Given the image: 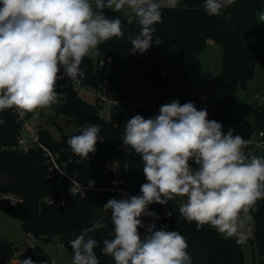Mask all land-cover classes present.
Returning a JSON list of instances; mask_svg holds the SVG:
<instances>
[{
	"label": "clouds",
	"instance_id": "obj_1",
	"mask_svg": "<svg viewBox=\"0 0 264 264\" xmlns=\"http://www.w3.org/2000/svg\"><path fill=\"white\" fill-rule=\"evenodd\" d=\"M235 0H204L209 17L219 16ZM181 0H0V112L15 109L20 116L58 103V82L83 78V59L100 55L99 46L125 35L119 17L108 18L104 9H127V24H139V34L128 39L131 54H144L152 46L154 25L162 22L164 8L175 9ZM186 9L187 4L183 5ZM230 18V17H227ZM264 20V16L261 17ZM158 44V43H157ZM4 121L0 120V124ZM208 119L206 109L192 102L173 100L151 118L135 115L125 125L122 143L143 162L146 182L140 195L124 193L103 206L111 210L113 237L103 241L101 252L114 264H192L186 238L166 227L157 229L160 217L149 210L156 203L167 207L176 197L186 198L180 215L205 225L225 238L243 244L258 200L264 199V157L246 155V141L227 133ZM101 126L88 124L67 140L81 160L96 152L102 142ZM190 162L198 167L194 168ZM115 183V182H114ZM95 181L88 180L92 188ZM172 216V210L166 211ZM142 217L151 218L146 224ZM104 228L95 222L70 241L71 264H99L94 251L98 241L89 233ZM145 234L141 236L139 229ZM20 264H36L31 257Z\"/></svg>",
	"mask_w": 264,
	"mask_h": 264
},
{
	"label": "trees",
	"instance_id": "obj_2",
	"mask_svg": "<svg viewBox=\"0 0 264 264\" xmlns=\"http://www.w3.org/2000/svg\"><path fill=\"white\" fill-rule=\"evenodd\" d=\"M203 3L204 0H181L180 6L175 9L164 8L162 22L154 25L152 46L144 54H131L132 45L128 39L129 33L133 37L139 34L138 22L134 20L129 25L127 16L122 12L105 8L106 17H119L124 22L125 35L101 44L96 60L90 55L86 56L81 64L86 75L80 79L92 88L99 89L102 85L106 95L119 102L114 104L113 109L119 108L122 102H142L135 115L151 118L156 107L177 99L184 104L190 98L189 89L194 96L187 68L200 64V52L209 39H215L223 48L219 75L221 98L213 108L205 107L208 119L223 126L233 124L236 133V124L242 121V136L250 137L255 130L264 127V100L251 115H237L234 108L235 91L240 83L246 84L252 78L257 60L264 58V26L256 16L258 11H264V0H235L219 16L212 17L206 14ZM185 4L188 5L186 9L183 7ZM156 41L181 51L176 65H169V72L165 71L166 58H158ZM109 56L112 57L111 62L107 61ZM102 59H106V62L100 65ZM107 66H110V71L105 74ZM57 92L63 99L62 102L58 100V110L73 117L79 126L74 133L63 134L59 139L54 138L48 128L42 127L41 138L48 148L59 153L58 162H65L68 174L81 182L93 180L101 185L118 182L140 195V187L146 182L142 159L117 142L123 135V112L106 118L99 113L97 99L89 102L75 89L65 85L57 86ZM228 94H233L231 99L227 97ZM0 120L4 121L0 124V190L13 191L24 198L22 202L4 208L21 218L24 229L35 237L50 238L58 233L59 242L68 251L72 250L70 241L75 239V235L97 221L102 222L104 228L89 235L98 241L94 251L99 264H114L113 258L103 255L101 249L103 241L113 237L111 210H105L103 206L109 199H120L116 197V192L102 189L87 191L84 195L71 193V178L49 168L41 147L28 152L14 147L19 123L12 110L0 112ZM88 124L101 126L103 141L97 142L96 152L90 154L89 159L81 160L72 153L67 140L80 134ZM109 159L115 160L118 166L116 171L106 174L104 166ZM52 195L54 199L50 202L47 198ZM183 200V197H176L167 207L153 203L149 205V210L159 213L163 220L168 221V231H178L186 238L192 264H246L242 244L237 243L235 238H225L208 225L198 231L195 222H188L180 215L179 207ZM171 210L172 216L169 217L166 211ZM252 216L255 231L251 240L262 258L264 199L257 201ZM139 231L141 236L145 234L143 228ZM16 250L14 241L0 236V259L4 257L6 264H9ZM28 257L36 264H51L50 256L39 244L27 247L25 258Z\"/></svg>",
	"mask_w": 264,
	"mask_h": 264
},
{
	"label": "rangeland",
	"instance_id": "obj_3",
	"mask_svg": "<svg viewBox=\"0 0 264 264\" xmlns=\"http://www.w3.org/2000/svg\"><path fill=\"white\" fill-rule=\"evenodd\" d=\"M125 16L128 15L127 9L120 11ZM257 19L262 26H264V20L261 19L264 16V11H258ZM158 43V44H157ZM158 58H168L170 53L165 51L166 44L160 41L155 42ZM94 60H96V54H89ZM200 64L198 66H190L187 68V75L190 79L191 86L194 89V97L199 100V104L192 102L189 98L186 102H192L197 110L205 109V107L213 108L217 101L220 100L221 95L219 92L220 78L219 75L222 71L223 61V48L222 44L215 40L209 39L206 46L199 54ZM166 72L170 71L169 65L165 68ZM64 80L58 82L57 86H62L65 83ZM207 95V100H202V95ZM264 94V58L258 59L252 78L248 79L246 84L240 83L235 91L234 108L237 115L245 114L251 115L256 111L257 107L262 104L261 96ZM258 95V101L255 103L254 98ZM82 97L89 101L94 102L96 96L93 93L83 92ZM59 101L63 99L59 96ZM108 109V106L105 107ZM129 109V105L121 104L115 114H119L121 111L124 113L122 117L123 129L125 128L126 112ZM42 125L44 128H48L54 138L59 139L63 134H72L79 128L77 122L73 117L60 112L57 108V103L47 108H42ZM238 135H242L243 124L242 121L237 122ZM235 135V134H233ZM243 138V137H242ZM247 143L244 147L247 155H255L258 157H264V147L259 144H252L249 139L243 138ZM194 168L198 167L194 162H191ZM118 198V194H116ZM183 204V202H182ZM151 218L143 217V221L147 224ZM250 234L245 243L242 244V248L245 255L246 264H264V252L262 258L256 252V245L251 240L255 231V220L252 216V220L248 225ZM0 236L14 241L19 244L17 248V256L9 261V264H20L22 259H25V253L27 247L30 245H41L51 258V264H71L73 257V250L68 251L64 248L63 244L59 242V234L54 233L50 238L35 237L33 234L27 233L23 227V221L21 218L14 216L7 211L6 208L0 207Z\"/></svg>",
	"mask_w": 264,
	"mask_h": 264
},
{
	"label": "built area",
	"instance_id": "obj_4",
	"mask_svg": "<svg viewBox=\"0 0 264 264\" xmlns=\"http://www.w3.org/2000/svg\"><path fill=\"white\" fill-rule=\"evenodd\" d=\"M93 3H94V0H93ZM171 49H172L171 46L166 45L165 51L170 53ZM107 61L111 62L112 57L109 56L107 58ZM105 62H106V59H102L99 61V64L102 65ZM109 71H110V66H107L104 73L107 74ZM65 86L75 89L79 93V95H81V96H82L83 92L93 93L96 96V99L98 100L99 113L102 116H104L106 118H110L113 114H115L114 112H115V110H117V108L113 109V107H114V104L119 103V102L108 97L106 95V93L104 92L102 85L100 86L99 89H96V88H92V87L88 86L81 79H79L77 82V81H72V80L67 78ZM258 98H259L258 95H256L254 98V102H257ZM202 100H207L206 94L202 95ZM261 100L262 101L264 100V94H263V96H261ZM120 104L129 105V109L126 112V118H127V120H129L130 118L135 116L137 107L139 105H142L143 103L137 102V101H131V102H122ZM106 106H108V109H105ZM11 110H12L17 122L19 123V128H18V133H17V142L14 145V147L17 149H20L22 151H25V152H28L31 149H36V148L41 147L45 152L46 161L49 165V168L51 170H55V171L61 173L64 176L71 178V181L73 184L72 189H71V193H73V194L80 193V194L84 195L87 193V191L96 192V191H99L102 189H112L116 192V194H118V196H119L118 198H122L124 193H127L129 195H136V191H130L126 187L119 185L118 182H116L114 185H109V184L101 185V184H98L95 182L94 186L92 188H89L88 182H81L78 179H76L75 177L70 176L66 170V163L64 162L62 164V163L58 162L59 153L54 152L50 148H48L44 144V142L41 138V130L43 127L42 120H41L42 119L41 109H37L33 113H26L23 116H20L15 109H11ZM158 114H159V108L156 107L153 114H152V117L155 115H158ZM116 115L118 116L119 114H116ZM123 115H124V113H123ZM230 128L233 130V124H230L229 126H223L222 130L225 133H227V131ZM233 134L238 135L234 130H233ZM241 137H243V136L241 135ZM247 139H249L252 144L256 143V144H259V145L264 147V127L255 130L251 134V136L248 137ZM243 151L247 155L246 150L243 149ZM117 166H118V163L115 160H111V159L107 160L105 162V166H104V173L108 174L111 171H116ZM53 199H54L53 195L49 196L47 198V200L50 202ZM23 200H24L23 196L20 194H17L16 192L9 191V190H0V207H7L9 205H15L19 202H22ZM183 201L185 202L186 198H184ZM157 214L160 217L158 220L155 221L157 229H160L161 227H166V230H167L168 225H169L168 221L163 220L159 213H157ZM142 219H143V217H142ZM18 246H19V244H16L17 248H18ZM16 256H17V250H16L14 257H16Z\"/></svg>",
	"mask_w": 264,
	"mask_h": 264
},
{
	"label": "water",
	"instance_id": "obj_5",
	"mask_svg": "<svg viewBox=\"0 0 264 264\" xmlns=\"http://www.w3.org/2000/svg\"><path fill=\"white\" fill-rule=\"evenodd\" d=\"M180 52H181L180 49H178L176 47H173L171 49L169 57L166 58V60L164 61V64L175 66L176 63L178 62V59H179V56H180ZM188 93H189V96H190L192 102L195 103V104H199V100L196 97L193 96V92L190 89H189ZM65 94H67V90H65ZM232 96H233V94H228L227 95V97L229 99H231ZM117 142L122 148H125V146L123 145L121 139H117ZM0 264H6L4 257H1Z\"/></svg>",
	"mask_w": 264,
	"mask_h": 264
},
{
	"label": "crops",
	"instance_id": "obj_6",
	"mask_svg": "<svg viewBox=\"0 0 264 264\" xmlns=\"http://www.w3.org/2000/svg\"><path fill=\"white\" fill-rule=\"evenodd\" d=\"M67 79V78H66ZM65 83H66V80H65ZM65 83L63 85H65Z\"/></svg>",
	"mask_w": 264,
	"mask_h": 264
}]
</instances>
